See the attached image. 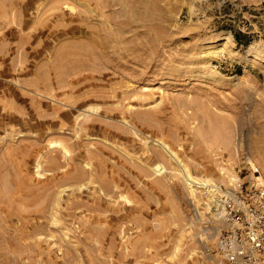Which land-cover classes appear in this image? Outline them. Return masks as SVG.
Here are the masks:
<instances>
[{"label": "rangeland", "instance_id": "1", "mask_svg": "<svg viewBox=\"0 0 264 264\" xmlns=\"http://www.w3.org/2000/svg\"><path fill=\"white\" fill-rule=\"evenodd\" d=\"M186 170L264 185V0H0V264H229Z\"/></svg>", "mask_w": 264, "mask_h": 264}, {"label": "built area", "instance_id": "2", "mask_svg": "<svg viewBox=\"0 0 264 264\" xmlns=\"http://www.w3.org/2000/svg\"><path fill=\"white\" fill-rule=\"evenodd\" d=\"M211 188L221 218L217 252L229 264H264V185L239 178Z\"/></svg>", "mask_w": 264, "mask_h": 264}, {"label": "bare ground", "instance_id": "3", "mask_svg": "<svg viewBox=\"0 0 264 264\" xmlns=\"http://www.w3.org/2000/svg\"><path fill=\"white\" fill-rule=\"evenodd\" d=\"M68 7V6H67ZM162 145V144H161ZM166 148L167 146L165 144H163ZM163 166V165H162ZM164 167V166H163ZM183 170V169H182ZM160 171V170H159ZM161 172V171H160ZM185 176H186V179L191 181L190 183L194 182L195 184H198V185H203L205 188L208 189L207 192H209L210 194L213 192V189L211 188V186L213 187V184L211 183H208V182H203L201 180H198L197 178H194L190 172H188L187 170L185 171ZM257 178H261V175L259 174L258 176L256 175Z\"/></svg>", "mask_w": 264, "mask_h": 264}]
</instances>
